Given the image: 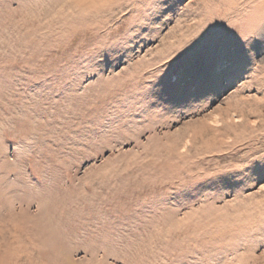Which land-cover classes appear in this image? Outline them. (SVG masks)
Returning a JSON list of instances; mask_svg holds the SVG:
<instances>
[{
	"label": "rangeland",
	"instance_id": "374dc122",
	"mask_svg": "<svg viewBox=\"0 0 264 264\" xmlns=\"http://www.w3.org/2000/svg\"><path fill=\"white\" fill-rule=\"evenodd\" d=\"M65 11L57 27L45 22L35 0H0V67L13 69L0 73V264H130L113 226L119 230L129 212L125 201L139 207L128 195L132 188L195 187L264 154V55L256 59L264 45L252 46L251 72L213 106L143 113L140 102L129 98L121 127L111 134L99 132L92 107L105 91L101 81L111 76L115 87L140 81L142 72L163 67L209 25L258 31L264 0L177 4L175 15L169 13L150 37L145 34V42H155L142 54L127 64L112 63L83 88L85 78L65 63L66 33L82 27L103 36L109 27L120 31L119 20ZM103 111L112 113L106 105ZM86 125L91 128L85 137ZM255 185L254 177L237 189H197L192 199L164 205L158 215L188 218L187 231L175 236L195 239L193 232L203 235L249 214L258 218L264 190ZM70 190L77 196L65 199ZM146 223L136 224L137 236ZM228 247L232 255H223L222 264H264V235L258 231H234Z\"/></svg>",
	"mask_w": 264,
	"mask_h": 264
},
{
	"label": "snow or ice",
	"instance_id": "6c2138e0",
	"mask_svg": "<svg viewBox=\"0 0 264 264\" xmlns=\"http://www.w3.org/2000/svg\"><path fill=\"white\" fill-rule=\"evenodd\" d=\"M186 3L187 0H35V6L48 17L45 22L51 21L57 27L68 15L66 9L72 13V17L107 16L109 19L115 17L119 20L118 27L121 30L113 32L109 27L103 36H98L95 32L89 33L82 27L66 33L70 40L63 44L67 49L65 63L70 68L79 70V75L85 78L80 84L81 88L106 73L112 63L117 66L127 64L128 59H135L142 54L149 44L155 42L151 39L145 42V34L150 37L169 13L175 15L177 4L183 6ZM141 8L144 11L138 12ZM64 22L67 23L66 20ZM167 23L171 24L172 20L169 18ZM257 44L264 45V24L258 31L233 25H224L220 31L212 24L171 60L163 62V67L157 65L154 70H147L146 74L142 72L140 81L115 87L113 78L109 76L101 81L105 91L98 98L97 104L92 105L97 108L94 115L100 121L96 127L100 133L107 134L119 130L124 120L121 112L127 111L129 98L140 102L143 113L160 109L171 112L176 108H190L201 103L209 106L217 104L236 86L239 79H243V73L251 72L250 66H254L252 46ZM168 55L171 56V53ZM262 55L264 53L258 52L256 59H260ZM12 70L7 66L0 67V73ZM221 88L222 92L219 91ZM105 105L112 109V113L107 116L103 111ZM90 128L91 125L84 126L85 137ZM85 163H91V160ZM242 163L244 167L201 180L195 187L186 184L159 191L148 185H136L132 188L128 195L139 202V207L125 201L129 212L124 214L119 230L113 226L120 242L118 247L129 250L125 258L130 264H222L223 255H232L228 241L234 231H258L264 235V210L258 218L249 214L247 219L221 224L203 235L193 232L195 239L183 240L175 234L187 231L189 219L180 217V222H177L174 219L177 214L175 212L158 215L164 205L180 204L192 199V194L197 189H237L255 177L256 188L264 190V154H258ZM33 180L41 183L35 177ZM137 192L142 195L137 196ZM63 195L65 199H71L77 193L70 190ZM80 195L85 196L86 193ZM138 216L142 219H137ZM143 221L147 223L142 234L137 236L135 226ZM232 258L235 260V257Z\"/></svg>",
	"mask_w": 264,
	"mask_h": 264
}]
</instances>
